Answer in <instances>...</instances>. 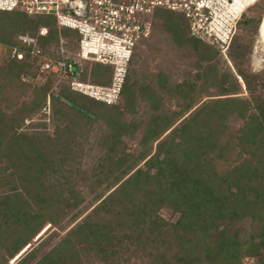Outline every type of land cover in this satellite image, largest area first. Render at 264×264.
<instances>
[{
    "label": "trees",
    "instance_id": "1",
    "mask_svg": "<svg viewBox=\"0 0 264 264\" xmlns=\"http://www.w3.org/2000/svg\"><path fill=\"white\" fill-rule=\"evenodd\" d=\"M250 9L260 14L239 20L226 55L156 9L114 104L41 71L43 56L75 49L77 30L0 10V264H264V83H250L264 72L250 71L246 37L264 0ZM84 62L80 80L111 83V65Z\"/></svg>",
    "mask_w": 264,
    "mask_h": 264
},
{
    "label": "built area",
    "instance_id": "2",
    "mask_svg": "<svg viewBox=\"0 0 264 264\" xmlns=\"http://www.w3.org/2000/svg\"><path fill=\"white\" fill-rule=\"evenodd\" d=\"M237 0H0V10L23 9L28 14L54 15L60 27L77 30L81 35L73 50L61 47L60 57L43 56L42 72L72 78L71 88L107 104L117 103L125 83L134 49L152 34L151 16L158 8L181 13L188 20L191 34L209 44L226 45L234 36L242 15L232 8ZM258 0L249 2L253 6ZM41 35L48 27L39 29ZM18 40L32 46L39 55L37 37L20 34ZM1 47V46H0ZM14 48L13 57L23 58ZM83 61L113 67L109 85L95 84L78 77Z\"/></svg>",
    "mask_w": 264,
    "mask_h": 264
},
{
    "label": "rangeland",
    "instance_id": "3",
    "mask_svg": "<svg viewBox=\"0 0 264 264\" xmlns=\"http://www.w3.org/2000/svg\"><path fill=\"white\" fill-rule=\"evenodd\" d=\"M254 1V0H252ZM258 9H256V13L255 12V9H248L246 11V15L245 16H254V15H257V14H260V11H257ZM264 21V18H262V24L258 30V32L254 35L252 34H247V40L250 39L252 37L253 39V48H252V51H251V54H250V63H249V69L251 72L253 73H262L264 72V43L262 42H259L260 41V36H261V29H262V25H263V22ZM235 32H237L238 35H245V33L238 27V29L236 28ZM148 40V39H147ZM147 40H141L139 43H138V46H142V45H145L147 43ZM217 46H220V48L222 49V52L226 55L227 52H228V46L229 44H226L224 46L222 45H218ZM4 50V46L2 45L0 47V53ZM148 50V49H147ZM147 52V51H145ZM162 59V57H158V62H160ZM257 59V60H256ZM145 60V61H144ZM258 61L259 62V67H256L254 65L255 61ZM144 61V62H143ZM263 61V62H262ZM140 65H141V68L142 69H153V64L154 62L150 61L148 58H143V59H140V62H138ZM85 64V62L83 63V65ZM91 64V63H90ZM138 64V65H139ZM258 68V69H257ZM38 79H40V77H38ZM242 83V85H246L247 83H243L241 81H239L237 84H240ZM250 83H264V77H260L258 79H254V80H251ZM217 88H213L207 92H204L201 94V96H206L208 93H211L213 91H215ZM184 101L182 99L178 100V101H174L170 108L168 109L167 112H171L172 110H178L179 108H181L183 105H184ZM140 117L141 116H144V118H147L149 117V113H150V109L148 107V105L146 103H142L140 105ZM164 116L160 117L158 120L162 119ZM158 122V121H156ZM144 135V131H140L138 134H137V137H136V140L139 141ZM164 215L166 217H169V214H166L165 212H163ZM62 234V232H61ZM52 241H50L51 243ZM53 244V243H51ZM255 260L254 259H246L245 260V264H254ZM92 263V260L88 262V264H91ZM12 264V263H11ZM85 264H87V262L85 261Z\"/></svg>",
    "mask_w": 264,
    "mask_h": 264
},
{
    "label": "bare ground",
    "instance_id": "4",
    "mask_svg": "<svg viewBox=\"0 0 264 264\" xmlns=\"http://www.w3.org/2000/svg\"><path fill=\"white\" fill-rule=\"evenodd\" d=\"M249 2H253V1L252 0H237L236 3H235V5H234V8H232L233 13L234 14L240 13L244 9V7H245L246 4H250ZM259 42H263L264 43V23L262 25L261 36H260V41ZM254 65L256 67H259V62L258 61H255Z\"/></svg>",
    "mask_w": 264,
    "mask_h": 264
},
{
    "label": "flooded vegetation",
    "instance_id": "5",
    "mask_svg": "<svg viewBox=\"0 0 264 264\" xmlns=\"http://www.w3.org/2000/svg\"><path fill=\"white\" fill-rule=\"evenodd\" d=\"M247 11V10H246ZM246 11L244 12V13H242V15L240 16V18H239V20H241L243 17H244V15L246 14ZM239 20L237 21V24H238V22H239ZM237 24H236V28H237ZM236 33V32H235ZM234 33V34H235ZM263 43V42H262Z\"/></svg>",
    "mask_w": 264,
    "mask_h": 264
},
{
    "label": "clouds",
    "instance_id": "6",
    "mask_svg": "<svg viewBox=\"0 0 264 264\" xmlns=\"http://www.w3.org/2000/svg\"><path fill=\"white\" fill-rule=\"evenodd\" d=\"M250 8V6H246L244 7V9L242 10V13H244L246 10H248Z\"/></svg>",
    "mask_w": 264,
    "mask_h": 264
}]
</instances>
